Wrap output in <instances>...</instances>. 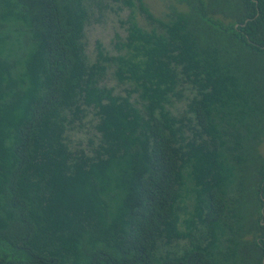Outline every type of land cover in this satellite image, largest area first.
<instances>
[{
  "label": "trees",
  "instance_id": "16d2710c",
  "mask_svg": "<svg viewBox=\"0 0 264 264\" xmlns=\"http://www.w3.org/2000/svg\"><path fill=\"white\" fill-rule=\"evenodd\" d=\"M108 1L0 0V264H264V0Z\"/></svg>",
  "mask_w": 264,
  "mask_h": 264
},
{
  "label": "rangeland",
  "instance_id": "374dc122",
  "mask_svg": "<svg viewBox=\"0 0 264 264\" xmlns=\"http://www.w3.org/2000/svg\"><path fill=\"white\" fill-rule=\"evenodd\" d=\"M149 5L150 9L153 13H155L158 17L164 15L163 13L166 11V3L171 0H145ZM109 8L103 9L100 13L98 10H95L92 16L91 23L88 25L85 33V42L87 44V53L89 59L93 61L95 59V43L96 41H101L106 49L110 53H115L112 49V39L115 32H119L124 34V30L120 28L119 18L125 19L129 13L128 10H125L119 13V16L116 13L118 5L113 3L112 0L108 1ZM102 17V19H99ZM111 72L108 74V83L110 86L116 85V80L111 77ZM124 87H119L118 91H121ZM179 108H184L183 103L178 104ZM88 132H90L88 130ZM87 135L82 132L75 131L72 133V139L75 143L78 142L79 139L85 140Z\"/></svg>",
  "mask_w": 264,
  "mask_h": 264
}]
</instances>
